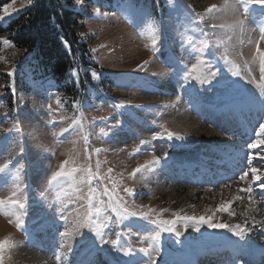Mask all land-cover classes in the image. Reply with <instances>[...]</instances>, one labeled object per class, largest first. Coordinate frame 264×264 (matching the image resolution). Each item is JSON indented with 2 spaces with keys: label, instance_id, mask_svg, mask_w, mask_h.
Returning a JSON list of instances; mask_svg holds the SVG:
<instances>
[{
  "label": "rangeland",
  "instance_id": "rangeland-1",
  "mask_svg": "<svg viewBox=\"0 0 264 264\" xmlns=\"http://www.w3.org/2000/svg\"><path fill=\"white\" fill-rule=\"evenodd\" d=\"M120 1L93 0L82 7L85 14L77 32L99 67L100 72H95L94 80L108 79V85L103 90L100 86L87 84L79 105L77 101L69 104L52 80L43 82L25 78L22 75L25 51L13 44H3L2 40L10 37L0 34V164L13 159L14 164L19 161L24 165L15 180L18 188L13 186L11 176L0 174V197L8 198L12 191H17L16 198L24 204L22 209L0 211L4 220L0 239L8 236L13 245L5 249L4 264H96L99 262L96 258H100L99 264H106L103 259L114 264H127L131 259L118 251L117 246L101 245L95 233L87 228L81 229L83 235L71 232L74 214L86 211V201L79 199L67 178L65 182H51V173L58 170L65 159L77 166L91 163L94 171L105 176L112 168L111 176L117 181L118 197L131 211L154 209L151 218L158 214L164 219L177 212L181 215H215L221 222L239 223L233 222V216L228 213L216 211L225 201L233 202V211L236 197L247 198L240 189L248 186L239 180L241 171L230 176L229 180L223 179L232 170L228 165L232 163L228 162L231 157L221 155V152L234 151L232 149L239 146L230 145L236 142L237 134L228 130L221 132L220 128L228 116L227 123L233 124L228 114L234 115L240 123L238 129L248 123L249 131L242 132L248 143L255 138L253 130H258L259 125V119L252 123L250 120L254 117L249 120V116L256 111L257 116L263 118L259 123H264V111H261L258 99L261 89L250 82L260 78L255 47L259 43L264 49V41L260 40L264 35V7L251 4L250 11L245 12L243 5L238 6L244 23L242 28H233L234 15L225 0ZM9 4L18 11L5 16L0 27L31 5L27 0H12ZM213 5L216 10L209 12ZM0 15H3L2 10ZM197 60L204 61L199 72L202 78L211 71L218 73L216 80L208 86L190 79V87H182V76L192 71L191 65ZM229 61L240 66V77L233 75V65ZM154 64L164 70L155 68ZM13 69L15 75L9 76ZM162 72L165 75L161 76ZM196 74L193 72V76ZM176 96L181 97L180 101H176ZM58 97L59 104L56 102ZM244 105L249 110L242 113L240 109ZM74 120H80L81 126L70 127ZM14 124L21 129L19 133L7 131ZM66 128L69 131L63 132ZM100 128H104L108 135L100 133ZM165 129L177 132L185 139H152ZM215 131L229 136L232 141L219 142V133ZM141 141L150 143L141 144ZM97 148L102 149L99 154ZM137 148H140L138 153ZM165 151L168 157L155 166L154 171L137 174L135 178L130 176L139 164L154 156H163ZM181 158L195 161L205 176L213 175L217 185L206 184L208 180H203L204 186H196L184 180L187 188L184 193H179L175 181L181 180L182 174L175 170L174 162ZM222 159L227 163H220ZM254 166L264 167V164L254 162ZM223 175L226 176L222 178ZM219 177L223 181L218 180ZM185 179L189 180L187 176ZM251 179L250 174L249 181ZM104 184L112 186L107 179L94 181L91 186L102 191ZM80 186L86 194L87 187ZM126 187H131L133 193L125 192ZM253 187L260 199L258 204L264 208L261 190ZM191 189L199 190L189 195ZM102 198L107 201V197ZM62 206L68 222L60 219ZM162 209L167 211L162 212ZM253 209L259 214L264 210L256 205ZM9 211L21 215L23 227H17L16 216L8 214ZM107 215L111 216V221H105L104 214L94 217L97 223H107L108 226L102 229L105 239H116L119 233L120 246L136 249L152 243L148 237L156 226L148 220L139 216L121 217L110 210ZM66 228L70 236L61 237L60 233ZM177 229L183 232L182 236L162 233L160 251L154 253L157 264L174 263L177 252L186 249L198 252L197 263L205 259L207 264H234L228 262L230 254L223 256L213 251L232 243L238 244L237 250L244 248L227 230L203 226L196 232L189 226L185 232L182 224H178ZM250 237H257L258 246L264 243L261 239L264 236L249 232L242 240L248 249L251 246L246 240ZM67 246H71V252L67 251ZM228 247L220 248L225 249L222 254H226ZM61 252L65 255L57 260L56 256ZM210 254L222 257L216 262L207 258ZM134 258L142 260L144 255L137 252ZM239 261L244 264L246 260L239 257Z\"/></svg>",
  "mask_w": 264,
  "mask_h": 264
},
{
  "label": "snow or ice",
  "instance_id": "snow-or-ice-1",
  "mask_svg": "<svg viewBox=\"0 0 264 264\" xmlns=\"http://www.w3.org/2000/svg\"><path fill=\"white\" fill-rule=\"evenodd\" d=\"M34 0H27L28 4H32ZM226 5L236 11H238V6L243 5L244 11H250V5L256 4L261 7H264V0H225ZM216 10V6H211L208 11L214 12ZM18 9L13 7L12 4L5 5L2 9L3 15H0V21H3L5 16H10L12 13L17 12ZM200 20L203 21L204 17L201 16ZM244 21L241 20L240 22L234 23L231 27L242 28ZM221 27H224L221 25ZM260 40L264 41V35L260 36ZM2 43L5 45H12V41L10 39H3ZM204 47H207L204 44ZM255 59L258 60L259 63V73L260 78L259 80L253 79L252 83H255L260 89V96L258 99L260 100V108L261 111H264V49H262L259 43L256 44L255 47ZM233 65V75L240 77L241 71L240 66L235 64L232 61H229ZM147 63V61H145ZM204 63L203 60H197L196 63L191 65V72H187L186 75L182 76L183 84L188 85L190 87V79L199 82L201 85H208L211 86L212 83L216 80L218 73L209 71L207 76L203 77L199 74L200 66ZM139 67H143L140 65ZM75 72V70H73ZM193 72H196L195 76H193ZM9 76L15 75V70L13 69L11 72L8 73ZM93 78H96V73H92ZM155 75V74H153ZM161 76L165 75V73H160ZM181 97L176 96V101H180ZM57 104L60 103L59 97L57 98ZM77 105L79 102L77 101ZM137 107H141L137 105ZM81 126L80 120H74L73 124L70 126L72 128ZM9 133L16 132L19 133L21 129L17 125H13L11 129L7 130ZM63 132H68L69 129H63ZM100 133L104 134L105 136L108 135V132L104 128L99 129ZM254 139H251V142L246 143V148L248 150L254 151H247L244 153L243 160L246 162L245 167L247 170L241 169V174H239V180L244 181L248 184L247 187H243L240 189L241 192L247 194V199L252 202L253 204L256 203L254 198L255 188L260 189L261 198L264 199V167H256L254 166V162H260L264 164V123H259L258 130H253ZM167 139L168 141H172L174 139L177 140H184L185 137L180 135L177 132H174L169 129H165L163 132H157L152 139ZM150 143V141H141V144ZM23 151V148L20 149ZM102 149L97 148L96 152L99 154ZM140 148L136 149L138 153ZM243 151V150H242ZM168 157V152L165 151L163 156H154L152 159L148 160L146 163L139 164L135 167L130 176L135 178L137 174H143L146 171H154L155 166L160 165L164 158ZM234 161H239L241 159L240 153H235L231 157ZM91 160V154L89 153V161ZM99 161H97V165L99 166ZM71 164V166H70ZM18 165V167H17ZM24 168V165L16 161V164L13 163V159H8L5 163L0 164V174H7L12 177L13 186L18 188V185H15V180L18 179L20 171ZM113 172L112 168L108 169V175H100L98 171H94L92 168L91 163H88L87 166H77L76 164L72 163L69 159H65L60 165L58 170L53 171L51 173L50 180L53 183H60L65 182V178L71 181L70 187H72L79 197L80 200L86 201V205H84L86 211L82 213H75L73 221L71 223V232H75L77 234L83 235L81 233V229L87 228L90 232L95 233V237L99 238V243L101 245H108L111 244L113 246H117V250L122 252L125 256L130 257L127 261V264H157V256L154 253L158 254L160 251L159 242L162 237V233H174L176 237H180L183 235V232L177 229L178 224L183 225V229L186 232L189 229V226H192L196 232L201 231L203 226H207L210 229L214 230H227L233 236L243 240L247 234L253 230L255 225L260 224L261 230L264 231V224L261 221H256L253 217L254 224L252 227H249L248 222L245 221L243 224L241 223H225L217 220L215 215L206 216V215H181L177 212L171 218H161L160 215H156L155 218H151V215L155 212L154 209H149L147 212H136L131 211L129 207L126 206V202H122V198L118 197V190L116 188L117 181L112 178L111 174ZM251 174L252 179L249 181V176ZM109 180L112 184L109 187V184H104L102 191L96 187H92V183L94 181L101 182L104 180ZM84 185L87 187V193H84V189L80 186ZM127 193H133V189L131 187H126L124 189ZM43 195V193H41ZM17 191H12L11 195L8 198L0 197V211H4L6 209H16V208H23L24 204L21 202L20 199L16 198ZM102 197H107V201ZM236 199H242V197H236ZM232 201H225L218 205L216 211L217 212H225L231 216H235L236 213L231 211L232 208ZM63 204V202H62ZM109 210L112 213H116L118 216H129V217H136L139 216L142 219L148 220L152 225L156 226V230L148 237L152 243H149L146 247H140L136 249L135 247H123L120 246V234H117L116 239H105V234L102 229L106 228L108 225L107 223H97L94 217H100L101 214H104L105 221H111V216L107 215ZM163 211H167L166 209H162ZM64 206L61 207V215L60 219L68 222V217L63 215ZM8 214H12L16 216L17 227H23L24 220L22 219L19 213L14 211H9ZM61 237H69L70 231L69 229H65L64 232L60 233ZM12 241L10 237L5 236L4 238L0 239V264H4V253L6 248L12 247ZM61 247H65L62 245ZM67 251L71 252V246H67ZM142 253L144 255V259L138 260L135 259L136 253ZM65 253L61 252L59 255L56 256L57 260H60ZM234 264H241L239 261L238 256L236 257Z\"/></svg>",
  "mask_w": 264,
  "mask_h": 264
},
{
  "label": "trees",
  "instance_id": "trees-1",
  "mask_svg": "<svg viewBox=\"0 0 264 264\" xmlns=\"http://www.w3.org/2000/svg\"><path fill=\"white\" fill-rule=\"evenodd\" d=\"M11 1L0 0V12ZM92 1L34 0L0 27V34H7L16 48L25 51L22 75L52 80L69 104L82 98L87 84L103 90L108 85V79L94 80L92 73L100 72L99 67L77 32L85 14L82 7Z\"/></svg>",
  "mask_w": 264,
  "mask_h": 264
},
{
  "label": "bare ground",
  "instance_id": "bare-ground-1",
  "mask_svg": "<svg viewBox=\"0 0 264 264\" xmlns=\"http://www.w3.org/2000/svg\"><path fill=\"white\" fill-rule=\"evenodd\" d=\"M243 51V48L240 50V53ZM154 66H155V68H158V69H162V70H164V68L162 67V66H159V65H157V64H154ZM247 110H249L245 105H244V107L243 108H241L240 109V111L242 112V113H245ZM209 111H211V110H209ZM212 113H210V115H211ZM217 114H219V112H217ZM228 115H230V117H232V119H231V122L233 123V124H228L227 123V121H228V117H227V120L226 121H223L224 123H223V125H221V128H220V131L221 132H223L224 130H228V131H232V132H234L235 134H237L238 135V137L237 138H234L235 140H236V142H234V143H232V144H230V145H233V144H235L236 146L238 145L239 146V148L237 149V148H234V149H232L233 147H231V149L232 150H234V151H223V152H221V155L223 154V155H226V156H228V157H232L233 156V154H235V153H240V157H241V159L239 160V161H231V159L230 160H228V162L230 161V163H232V164H228V165H230V167H232V170L230 169L229 170V175L227 176V178L229 177V176H235V174L239 171H241V169H244V168H246V167H244L245 166V163L246 162H242V160H243V156H244V153H245V150H246V152L247 151H252V150H248L247 148H246V138L244 137V135H246V134H243L242 132L244 131L245 133H247L248 131H249V127H247L248 126V123H245L244 124V127H242L241 129H238L239 128V121H238V119L234 116V115H232V114H228ZM220 117H223L222 115H219ZM250 117H254V119H251L250 120ZM235 119H236V121H235ZM257 119H259V121H258V124H259V122H260V120H263V118L262 117H259V116H257V113H256V111L255 112H253V114L252 115H250L249 116V120L250 121H252V123H254ZM245 122H248V120H246ZM213 130V129H212ZM214 131V130H213ZM215 132H217V131H215ZM217 133H219V131L217 132ZM216 134V133H215ZM214 135V134H213ZM214 137H215V139H216V135H214ZM247 137V136H246ZM218 139H219V142H220V140H224V141H232L230 138H229V136H225V135H221L220 133L218 134ZM239 139H241V140H243L242 142L239 140ZM217 142V141H216ZM227 143V142H226ZM230 145H229V147H230ZM228 150H230V148L228 149ZM243 150V151H242ZM220 155V156H221ZM184 157V156H183ZM198 157H201L199 154H198ZM188 159V158H187ZM186 158L185 159H180V160H182V161H180V160H178V161H175L174 162V167H175V170L177 171V172H179V174H182V178H181V180H178V181H175L176 182V186L178 187V189H179V193H181V192H183L184 191V189H186L187 187H186V185H187V183H184V178H185V176L187 175V174H192L193 175V172L194 171H196L197 170V163L195 162V161H191L190 159L189 160H187ZM221 159V158H220ZM185 160V161H184ZM212 162V161H211ZM220 163H227V161L225 162V160H221L220 161ZM244 167V168H243ZM231 171V172H230ZM199 174H201V176H203V177H205L208 181H209V177H207V176H205V174H203V172L202 171H200V172H198ZM223 173V172H222ZM183 174H185L184 176H183ZM213 176V175H212ZM211 176V177H212ZM224 176H226V175H223L222 176V178L224 177ZM238 176V175H237ZM177 177H179V176H177ZM220 178V177H219ZM173 179H175L176 180V178L175 177H173ZM190 179H192V180H194L195 182H200V179L198 178V176H196V177H190ZM159 186H161V184L159 185ZM197 186V185H196ZM246 187H247V185H246ZM200 188V187H199ZM192 191H191V193H188L189 195H192V194H194V193H196L199 189H191ZM256 190V189H255ZM260 190V189H259ZM241 192V191H240ZM257 192V191H256ZM254 193V198H255V201H256V206L257 207H261L262 209H264L263 207H262V205H259L258 203H260V199L258 198V195H257V193ZM184 193V192H183ZM182 193V194H183ZM181 195V194H180ZM247 195V194H246ZM242 197V199H237V201H236V207H234L233 208V212H235V213H237L235 216H233V222H239V223H241V224H243L245 221H247L248 222V225H249V227H252L253 226V224H254V221H253V217L255 218V220L256 221H261V223L262 224H264V210H262L263 211V213H258L257 212V210H255V209H253V207L255 206L252 202H250L245 196H241ZM258 209V208H257ZM2 224H4V220L0 217V227L2 226ZM1 232V231H0ZM251 232V234H256V235H261V236H264V231H262L261 230V225L260 224H257V225H255V227L253 228V230L252 231H250ZM261 239H263L264 240V237H262ZM257 237H250L249 238V240H246V242L248 241L249 242V244H250V246H251V249H248V245L246 246V244L247 243H244L242 240H240L239 238H238V241H237V243H239L240 244V246H242V247H244V248H242L241 249V251L240 250H237L239 247L238 246H236V245H238V244H234V243H232V244H230V246L228 247V246H222V247H220V248H223V247H228L227 248V250L229 251V252H227V255H229L230 254V256H231V258H229L228 259V262L229 263H231V262H233L235 259H236V257L238 256V258L239 257H241V258H245V259H247L246 261H245V264H259L258 262H260L261 261V259H260V261H258L259 260V257H263V261H262V263H264V243L263 244H260V246H258L259 244H257ZM259 240L260 239H258V243H259ZM229 244V243H228ZM220 248H218V249H220ZM218 249H216V250H214L213 252H219L220 253V251L221 250H225V249H220V250H218ZM180 253H178L177 252V254H176V257L174 258V263H176V264H207L206 263V260L205 259H203V260H201L200 261V263H197L196 261H195V257L198 255V252H195V251H188V249H186V251L184 250V251H179ZM178 255V256H177ZM209 257H210V255L207 257L208 259H209ZM98 259V258H97ZM102 259V258H101ZM99 260V262H100V258L98 259ZM105 260V263L106 264H114L113 262H111V261H107V259H103V261ZM216 260V262H218L219 260H220V258H216L215 259ZM99 262H97L96 264H99ZM174 263H172V264H174ZM212 264H214V263H212Z\"/></svg>",
  "mask_w": 264,
  "mask_h": 264
},
{
  "label": "clouds",
  "instance_id": "clouds-1",
  "mask_svg": "<svg viewBox=\"0 0 264 264\" xmlns=\"http://www.w3.org/2000/svg\"><path fill=\"white\" fill-rule=\"evenodd\" d=\"M232 12H233V15H234L233 23L240 22L241 19H240V14L238 13V11L232 9Z\"/></svg>",
  "mask_w": 264,
  "mask_h": 264
}]
</instances>
